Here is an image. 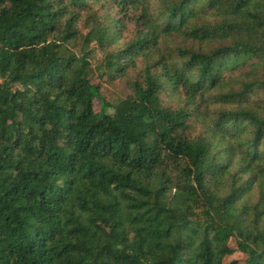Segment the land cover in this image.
I'll return each mask as SVG.
<instances>
[{
	"label": "trees",
	"instance_id": "16d2710c",
	"mask_svg": "<svg viewBox=\"0 0 264 264\" xmlns=\"http://www.w3.org/2000/svg\"><path fill=\"white\" fill-rule=\"evenodd\" d=\"M236 251L264 264V0H0V264Z\"/></svg>",
	"mask_w": 264,
	"mask_h": 264
},
{
	"label": "rangeland",
	"instance_id": "374dc122",
	"mask_svg": "<svg viewBox=\"0 0 264 264\" xmlns=\"http://www.w3.org/2000/svg\"><path fill=\"white\" fill-rule=\"evenodd\" d=\"M130 28L133 30V26H130ZM126 37L128 36V32L125 33ZM170 43L173 44L174 46H180V47H190L191 44H188L185 42L183 38H177L174 37L173 39L170 40ZM92 58H90L92 62V68L93 70H96L94 74L96 77L94 80L95 82H100L101 84V94L105 98V100L109 103H117L120 99H124L127 96L132 94V90L129 87V79L134 75L133 72H131L128 77H125L121 82L119 81H113L108 78V76H103L102 78L97 77L98 76V70L97 66L100 65L104 58V51L99 48L96 44L93 43L92 45ZM79 54V53H78ZM164 103L168 107H173V108H178L180 104L178 103L179 100L178 98H170L165 95H163ZM101 103L96 100L95 101V108L97 111L100 110ZM183 106V105H182ZM108 111H112V109H109ZM194 120V119H193ZM193 120H191L190 123V128L187 130V133L192 134V136L197 135L199 132L202 130V124L201 123H196ZM229 245L236 249L237 248V243L236 240L232 239L229 243ZM237 259L239 260L240 264H245L246 260V255L242 254L239 251H236V253L232 256H226L224 259V263L228 264L232 260Z\"/></svg>",
	"mask_w": 264,
	"mask_h": 264
}]
</instances>
